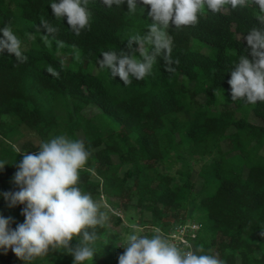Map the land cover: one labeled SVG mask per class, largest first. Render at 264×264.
<instances>
[{
	"label": "trees",
	"instance_id": "obj_1",
	"mask_svg": "<svg viewBox=\"0 0 264 264\" xmlns=\"http://www.w3.org/2000/svg\"><path fill=\"white\" fill-rule=\"evenodd\" d=\"M49 2L0 0V27L13 29L21 18L33 32L78 49L86 68L98 66L105 51L127 50V40L151 22L150 6L128 13L126 4L109 9L90 2V27L77 35L66 17L55 19ZM43 19L57 31L46 33ZM262 24L264 11L253 0L218 14L205 10L195 26L175 28L170 22L173 63L160 57L148 76L129 85L106 70H68L44 49H24V63L5 53L0 160L7 165L0 171V215L13 218L12 228L23 223V206L10 208L3 194L19 190L13 178L25 154L65 134L83 140L90 151L79 186L109 216L94 229L92 264H118L124 252L117 213L136 224L140 235L159 229L166 236L177 226L197 223L193 250H202L199 254L218 255L224 264H264V102L247 106L232 100L228 84L237 54L247 47L241 35ZM24 132L38 145H19ZM0 264L17 262L0 254ZM32 264H73V258L52 250Z\"/></svg>",
	"mask_w": 264,
	"mask_h": 264
},
{
	"label": "clouds",
	"instance_id": "obj_2",
	"mask_svg": "<svg viewBox=\"0 0 264 264\" xmlns=\"http://www.w3.org/2000/svg\"><path fill=\"white\" fill-rule=\"evenodd\" d=\"M90 2L109 9L126 4L128 13L137 8L144 13L145 7L150 6L147 31L131 36L127 50L105 51L98 59V66L108 71L112 79L119 77L124 85L131 84L133 79L143 80L160 57L168 65L173 63L170 22L175 28L195 26L205 10L218 14L226 8L236 10L247 4V0H50L49 7L56 20L66 17L70 30L79 35L90 27ZM253 2L264 11V0ZM40 26L48 34L57 31L47 19ZM26 38L31 39L32 34L26 33ZM241 39L247 47L237 54L238 60L230 68L232 100L264 102V24L252 27ZM24 48L22 39L10 26L0 27V57L7 53L20 63L27 62ZM38 149L25 154L18 165L13 182L19 190L3 194L10 208L23 206L24 221L12 228L13 218L0 215V253L7 255L11 251L23 264H32L35 258L60 250L73 258V264H92L97 239L94 229L104 226L109 216L101 211L91 193L79 186L81 170L91 153L83 140L65 134L41 141ZM6 165L0 160V171ZM122 247L124 252L118 257V264H224L218 255L199 254L202 250L185 251L161 235L159 229L151 236L130 234Z\"/></svg>",
	"mask_w": 264,
	"mask_h": 264
},
{
	"label": "rangeland",
	"instance_id": "obj_3",
	"mask_svg": "<svg viewBox=\"0 0 264 264\" xmlns=\"http://www.w3.org/2000/svg\"><path fill=\"white\" fill-rule=\"evenodd\" d=\"M12 30L16 32L22 30L20 34L16 33V35L22 39L23 44L25 46L24 49H29V48L44 49L48 51L49 53H51L60 62V64L68 70L77 71L80 69L83 72H92L93 74H97L99 71H104V69L99 68V66H96L94 69L81 67V52L78 49L72 46L60 43L52 39L49 36H45V35L37 34L33 32L31 23H28L22 20L21 18L16 19V24L14 25ZM26 33H31L32 38L27 39ZM198 44L202 45L200 42H198ZM201 52L203 53L206 52V49L204 48V46L202 47ZM225 95L226 94L223 92L220 95V98H223ZM247 106H250V104H248ZM92 112L93 110L91 111V113ZM249 119L253 123L260 122V120L254 117L253 115H250ZM23 134H24V137L20 139L19 145H22L23 143L27 141H31L34 143V145H38V139L34 135L27 133V132H24ZM224 146H225V149H227L229 148L230 144L226 142L224 143ZM117 214L120 216L122 220V226L120 227V230L125 239L127 238L128 235L133 234V233H136L139 235L141 234V230L137 228L136 224H133V222H129L127 217H125L123 213H117ZM123 227L126 228L127 231L123 230ZM7 255L13 257L16 260L17 264H23V262L17 259L11 251H9Z\"/></svg>",
	"mask_w": 264,
	"mask_h": 264
},
{
	"label": "built area",
	"instance_id": "obj_4",
	"mask_svg": "<svg viewBox=\"0 0 264 264\" xmlns=\"http://www.w3.org/2000/svg\"><path fill=\"white\" fill-rule=\"evenodd\" d=\"M199 225L194 222H187L184 225L175 227L165 237L179 247L187 250H193V242L199 232Z\"/></svg>",
	"mask_w": 264,
	"mask_h": 264
}]
</instances>
